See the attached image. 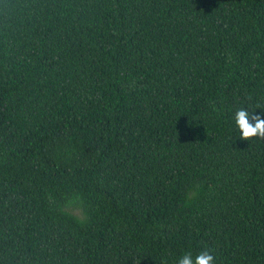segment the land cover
Wrapping results in <instances>:
<instances>
[{"label":"trees","instance_id":"obj_1","mask_svg":"<svg viewBox=\"0 0 264 264\" xmlns=\"http://www.w3.org/2000/svg\"><path fill=\"white\" fill-rule=\"evenodd\" d=\"M256 105L264 0H0V264H264Z\"/></svg>","mask_w":264,"mask_h":264},{"label":"clouds","instance_id":"obj_2","mask_svg":"<svg viewBox=\"0 0 264 264\" xmlns=\"http://www.w3.org/2000/svg\"><path fill=\"white\" fill-rule=\"evenodd\" d=\"M249 107L253 109L252 106ZM257 107L264 106L256 105L255 109ZM235 122L240 130L241 139L249 141L264 139V115L257 114L255 111L249 112L247 107H241L235 113ZM136 264H140V261ZM178 264H215V257L207 250L201 251L195 257L189 252L181 256Z\"/></svg>","mask_w":264,"mask_h":264}]
</instances>
